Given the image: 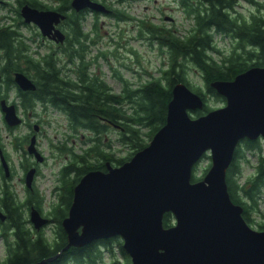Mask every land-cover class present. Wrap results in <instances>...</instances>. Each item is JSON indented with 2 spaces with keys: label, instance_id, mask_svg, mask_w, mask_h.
I'll return each mask as SVG.
<instances>
[{
  "label": "water",
  "instance_id": "obj_1",
  "mask_svg": "<svg viewBox=\"0 0 264 264\" xmlns=\"http://www.w3.org/2000/svg\"><path fill=\"white\" fill-rule=\"evenodd\" d=\"M72 4L77 9L108 11L92 0ZM22 14L25 20L38 22L43 33L51 26H44L41 18L54 19L49 11L27 6ZM14 81L23 90L36 88L22 70L14 71ZM210 85L224 96L223 105L191 116L189 111L201 108L204 101L187 84L177 82L165 122L146 146L121 164L106 161L107 170L82 174L61 221L67 241L57 253L33 264H47L67 246L114 235L120 236L129 264H264V229L245 220L243 207L232 201L225 180L238 141L264 140V65ZM0 105L9 126L21 122L13 103L1 99ZM35 140L31 135L27 151L41 160ZM205 153L210 166L192 181L193 165ZM34 170L28 169L27 184ZM0 217L4 218L1 211ZM29 218L37 228L48 221L36 208H31Z\"/></svg>",
  "mask_w": 264,
  "mask_h": 264
},
{
  "label": "trees",
  "instance_id": "obj_2",
  "mask_svg": "<svg viewBox=\"0 0 264 264\" xmlns=\"http://www.w3.org/2000/svg\"><path fill=\"white\" fill-rule=\"evenodd\" d=\"M232 1L182 0L186 14L192 17V25L187 29L188 32L183 34L140 20L141 29L147 30L160 51L166 54V65L163 66L164 63L163 67H159V74L134 83V86L126 80L123 81L118 91H114L104 80H98L95 76L90 79L78 76L73 78L71 75L67 79L63 78L55 63L57 56L49 52L34 55L27 49L24 38L15 29L0 26V60L6 59L4 63H0V71L9 77L11 69L22 70L36 80V90L24 93L26 95H22L21 103L33 105L37 100L51 102L61 107L67 118L70 134H78L80 130L91 133L86 137L87 140H91L88 146L79 152L72 151L69 164L63 165L58 171L59 182L52 188L56 198L46 214L53 223V233L50 236L39 233L35 239L30 237V231L22 222L21 204L16 201V196L6 189L5 204L7 202L8 217L21 244L1 264H33L54 255L63 247L67 241V233L61 221L67 215L76 182L89 170H104L106 161L121 164L137 150L146 146L165 122L167 104L172 97V88L177 82H184L201 95L203 106L189 111L191 116H198L214 108L207 102V96L225 102L224 96L210 85L213 80L232 79L251 66L264 65V13L251 11L245 16L242 12L236 11L231 14L229 7L233 5ZM257 9L259 10L258 6ZM77 19L79 32L82 16L78 15ZM94 27H97V20ZM216 33L228 34L236 42L230 49L224 51L215 43ZM81 51L80 48H74L66 50L65 53L69 58L76 54L83 58ZM189 64L198 70L203 88L191 84L186 75ZM116 76L122 78L119 74ZM101 117L119 127L117 139L121 144L129 145L126 155H116L114 151L101 146V144L109 146V143L103 140V134L109 125L103 123ZM260 140L261 137L240 139L226 169L225 180L232 201L242 205L245 220L249 224L254 223L256 229L262 230L264 217L259 211V201L260 191L264 185L262 170L264 157L259 158L255 174L248 176L243 182L238 180L239 159L244 149L257 148ZM14 142L17 143L15 139ZM55 146L63 150L66 143L60 142ZM206 155L210 158L206 153L202 157ZM195 165L196 163L192 168V181L203 176L195 175ZM209 166L210 161L203 174ZM42 201L40 197L38 204L40 210ZM256 216L260 218L256 219ZM104 249L109 255L108 258L102 256ZM70 262L129 264L130 256L122 247L120 236L114 235L97 238L81 246H67L47 264Z\"/></svg>",
  "mask_w": 264,
  "mask_h": 264
},
{
  "label": "flooded vegetation",
  "instance_id": "obj_3",
  "mask_svg": "<svg viewBox=\"0 0 264 264\" xmlns=\"http://www.w3.org/2000/svg\"><path fill=\"white\" fill-rule=\"evenodd\" d=\"M92 1L103 3L107 7L108 11H96L89 7L77 9L72 4V0H0V26L9 27L11 30L15 29L17 33L24 38L27 49L32 51L43 50V52L40 54L49 52L57 56L58 58L55 59V63L58 67L60 76L63 78L67 79V77L71 75L73 78H77L78 76L90 79L95 76L98 78V80H101L100 77L102 75L100 74L102 73H93L91 65H94L97 62V58L99 56L105 57V50L107 49V46H105L103 43L107 42L109 44V40H105L103 34L100 32V29L94 27V23H96L98 17L102 15L117 20H120L118 16L123 17L122 19H126L124 16L130 18L131 16L129 15L128 11L138 0ZM176 1H180L182 3V0ZM239 1L240 0L232 1L233 5L229 7L231 14H234L236 11H238L236 9V5L239 3ZM24 6L39 11H49L54 19H50L52 18L50 16V18L42 17L41 23L44 26H51L50 30L46 33H43V30L41 29V26L38 22L33 20H25V16L22 14V9ZM182 8L185 12L186 7L184 4L182 5ZM88 13H90L93 17L90 26L87 27V29H84L83 26H80L78 32L77 16L81 15L83 20ZM56 18H58V20H56ZM165 18H169L170 20L173 19L168 15H166ZM167 28L173 30L170 27ZM23 29H28V32H24ZM136 33L138 32L136 31ZM235 42L236 40L232 38L231 45H233ZM74 48L82 49L81 53L84 57L80 58V56L76 54L72 58H69L65 51L68 49L72 50ZM220 48L222 49V47ZM5 61L6 59H1L0 63H4ZM110 67L115 74V79H117L121 84L125 80L131 84L135 83L129 79H126L125 77L118 78L116 76L118 73L116 71L117 66L115 64H112ZM14 71L15 70L13 69L10 70L9 77L5 76L4 72L0 71V100L5 99L7 104L13 103L16 107L17 113L21 117V122L19 124L9 126L5 122L4 113L0 105V123H3L4 128L7 130L6 136H9V139L7 140L10 146L9 148L14 152L19 153V158L16 161L12 159V156L7 149V145L4 143L2 134L0 132V211L4 214L3 219L0 217V264L5 261V259H7L11 253L15 252L17 247H19L21 244L20 239L15 235L14 225L10 224V219L8 217L7 202L5 204L6 189L12 192V194L16 196V201L21 204L20 208L22 210V215L23 211L26 212L25 218L23 216L22 222L30 231V237L32 239H35L39 233L44 235V225L50 221V218L38 208L41 193L37 189L36 179L40 173V166L45 163L47 159V156L44 154L38 142V136L42 130L41 124H43V120L38 119V117L41 115V112L45 113L48 111V108H54L62 112L61 107L55 106L51 102H43L42 100L35 101L33 105H23L21 103L22 95L24 93L27 94L28 91L36 90V88L31 90L21 89L14 81ZM27 76L35 83L37 87L36 80L28 74ZM36 105H39V108H36ZM25 115H35L37 117H34L35 121H33L29 118L27 119ZM101 121L109 126L115 127L117 129L119 128L111 123V121H107L104 117H101ZM34 124H37L38 127L35 128ZM21 125H26L27 132L14 131ZM66 126H68V121ZM33 134L36 136V149L42 154L41 160L37 159L33 153H29L27 151L30 137ZM14 139L17 141L16 144ZM2 158H4L5 163H7L8 172L5 171ZM71 158L65 159L64 162L59 164L57 173L54 177L55 182L52 185V188H54L59 182L58 171L63 165H68ZM111 164L118 165L113 163ZM30 168H34L35 170L30 184H27L26 173ZM104 170H107L106 165ZM31 208L38 209L41 215L47 217V223L41 225L38 228L35 227L29 218ZM2 229H5V231Z\"/></svg>",
  "mask_w": 264,
  "mask_h": 264
},
{
  "label": "rangeland",
  "instance_id": "obj_4",
  "mask_svg": "<svg viewBox=\"0 0 264 264\" xmlns=\"http://www.w3.org/2000/svg\"><path fill=\"white\" fill-rule=\"evenodd\" d=\"M182 5L183 4L180 1L176 0H138L128 11L131 16L130 18L117 20L104 15L99 16L97 20V28L100 29L105 40H109V44L107 42L103 43L107 46L105 57L99 56L97 62L94 65H91L93 73H102L100 74L102 75L100 77L101 80H104L114 91L120 90L121 83L115 79V74L110 67L112 64L117 66L116 71L121 77H125L135 83L159 74V67L166 65V54L160 51L157 43L150 38V33L147 30L141 29L140 20L170 27L178 34L187 33V29L192 25V17L185 14ZM257 6L259 7V10L257 9ZM236 9L242 12L245 16L251 11L264 13V0H255V2L240 0L236 5ZM166 15L173 19H166ZM92 19L93 17L90 13L86 14L82 20V26L84 29H87V27L90 26ZM23 30L26 33L28 32V29ZM136 31L138 33H136ZM140 32L142 35H139ZM214 40L216 45L219 48L222 47L224 51H227L232 46V38L228 35L226 36L216 33L214 34ZM30 51L34 55L43 52V50L37 52ZM187 70L186 75L191 84L203 88V83L200 79L198 70H196L192 64L187 65ZM134 85L135 84H131V86ZM207 97V102L211 107H218L224 103L222 100H216L213 96ZM35 107L39 108V105H36ZM40 114L41 115L38 119H42L43 124H41L42 130L38 136V142L44 154L47 156V159L46 162L40 166V173L36 179V184L43 199L41 206L42 212L47 214L51 203L56 198L52 193V185L55 182L54 177L57 173L59 164L64 162L65 159L71 158L72 151L79 152L83 148H86L91 141L87 140L86 137H89L88 135H91V133L87 130H80L78 134H70V130L66 126L67 118L60 110L48 108V111L45 113L41 112ZM34 117L37 116H26L27 119L29 118L30 120L35 121ZM0 127L3 141L7 145V149L9 150L12 159L16 161L19 158V153L14 152L9 148L10 146L7 142L9 136H6L7 130L4 128L3 123H0ZM14 131L27 132L26 125H21ZM117 136L118 129L108 126L103 134V140L105 142L107 141L109 146L105 144H101V146L114 151L116 155H126L129 150V145L121 144L117 139ZM60 142L66 143L65 149L60 150L55 146L60 144ZM242 154V157L239 159V182H243L248 176L255 174L259 158L264 157L263 138L261 137L260 145L257 148L253 150L244 149ZM209 161L210 158L206 155L196 162L194 170L196 176L203 175V170ZM259 208V211L263 213L264 217V185L260 191ZM25 215L26 212L23 211L24 218ZM46 216L49 217V215ZM259 218V216H256V219ZM250 225L255 228L254 223H250ZM44 226L45 234L50 236L53 233V223L49 221ZM115 251L117 253L116 249ZM102 256L104 258H108L109 256L105 249L103 250ZM65 264H74V262Z\"/></svg>",
  "mask_w": 264,
  "mask_h": 264
}]
</instances>
